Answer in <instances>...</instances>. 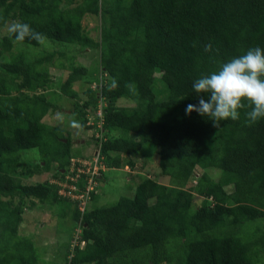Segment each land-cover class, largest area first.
<instances>
[{
    "label": "trees",
    "instance_id": "obj_1",
    "mask_svg": "<svg viewBox=\"0 0 264 264\" xmlns=\"http://www.w3.org/2000/svg\"><path fill=\"white\" fill-rule=\"evenodd\" d=\"M88 16L98 20L97 39L83 25ZM14 20L51 42L98 50L100 63L97 79L86 81L89 71L75 56L46 50L34 57L27 48L43 44L0 37V264L40 263L32 237L20 234L25 218L17 199L72 206L65 214L81 223L82 234L71 257L67 244L65 264H264V118L249 122L246 101L240 118L220 128L185 112L199 103L196 79L264 48V0H0V27ZM18 43L27 48L16 50ZM52 68L68 72L60 93L76 100L83 128L94 130L88 111L107 105L104 139L92 135L100 165L136 169L141 160L144 168L157 154L158 175L170 184L140 176L133 198L84 213L79 201L59 194L58 183L25 184V151L38 149L42 158L23 174L54 172L52 181L60 182L74 183L70 168L87 169L73 160L90 159L72 153L64 129L44 122L59 110L48 97ZM113 78L118 87L109 89ZM80 81L89 85L82 94L74 88ZM130 82L138 95L125 88ZM122 99L132 105L119 106ZM91 177L81 174L80 192ZM256 222L258 238L243 235L241 227Z\"/></svg>",
    "mask_w": 264,
    "mask_h": 264
},
{
    "label": "rangeland",
    "instance_id": "obj_2",
    "mask_svg": "<svg viewBox=\"0 0 264 264\" xmlns=\"http://www.w3.org/2000/svg\"><path fill=\"white\" fill-rule=\"evenodd\" d=\"M83 25L93 38L97 39L99 37V31L97 30L98 20L96 18L89 16L86 17L83 21ZM6 35H8V33L4 27H0V37ZM17 46L16 50H20L24 47L27 48L20 43H18ZM16 50L14 52H16ZM27 50L30 54H33L34 57L42 56L47 53L48 50L64 52L68 57L75 56L77 65H82L88 69L89 73L86 77V81H95L99 76L98 66L100 62H98V60L100 53L98 50L83 49L69 44L62 45L49 40H45L41 47L35 48L31 46L28 47ZM61 60L67 62L66 59ZM51 72L53 75V82L48 97L54 104L59 106V110L54 115L49 114L44 119V122L52 127L64 129L67 134H69L72 139L73 154L90 157L89 160L79 159L75 161L80 162V164H95L96 161L94 160H96V158L93 156H96L97 150L91 132L96 134V130L88 131L82 127L81 118L73 112L76 100H71L60 93L62 84L68 76V72L63 69L54 68L51 69ZM160 74L161 73L157 72V76H160ZM93 87L95 88V85ZM74 88L82 94L87 88H89V85L80 81L75 84ZM81 103L83 104V101H81ZM101 105H103V107L107 106L106 104ZM118 105L131 106L132 104L122 99ZM103 107H99L98 109L102 111ZM88 112L91 121H94L98 117V114H96L93 109H90ZM73 120L81 125L79 129L71 126ZM112 136L117 135L112 134ZM21 158L22 169L19 172L25 184L41 183L46 180H50L53 184L60 182L57 180L52 181L54 180L52 179L54 172H42V174L33 177H28L23 174L27 169L33 168L34 164L41 161L42 157L38 149H31L23 152ZM127 159L128 156H124V160L127 161ZM158 160L159 157H157L156 154L154 155L153 160L145 165L144 168H142L143 163L139 160L136 169H131L129 167H125L124 169H107L106 173L103 176L101 175L103 179L96 183V200L89 199L88 201H84L85 212L90 211L93 208L111 206L116 204L123 197L133 198L136 193L137 184L141 181V179H139L140 176H157L159 182L170 184L169 177L165 178L158 175L160 173ZM97 168L99 170L98 166ZM98 170L96 177L100 179V171L98 172ZM213 171H215L217 175L221 173V171L216 169ZM70 172L71 168L68 173L69 176L71 174ZM201 172L202 170L198 169L197 173L201 174ZM195 182H197V180H195ZM228 190L232 191V188H229ZM16 203L18 206H21L25 218L20 228V234L32 237L40 256L39 264H65L67 244L70 245L71 241L73 243L76 231L80 228L79 224L72 220L71 216L65 214L66 211L72 210V206L70 204L61 203H58L55 206H50L36 201V206L31 207L30 200L21 202L19 199L16 200ZM201 203V199L195 197V204L199 205ZM258 224L259 222L243 225L241 227L243 235L257 239L259 234L264 232L262 229H260L259 232L257 231ZM257 232L259 233L258 236ZM70 250L71 257L73 256L72 246Z\"/></svg>",
    "mask_w": 264,
    "mask_h": 264
},
{
    "label": "clouds",
    "instance_id": "obj_3",
    "mask_svg": "<svg viewBox=\"0 0 264 264\" xmlns=\"http://www.w3.org/2000/svg\"><path fill=\"white\" fill-rule=\"evenodd\" d=\"M4 29L15 37L14 42L30 38L43 44L47 38L33 30L30 24L17 20L5 23ZM108 87H118L117 80L113 78ZM125 88L133 96L139 94L134 82L126 83ZM193 88L199 94V103L188 104L186 114L197 112L202 117L209 118L216 128H220L221 121L238 120L239 109L245 106V101L251 106V110L246 113L249 122L254 123L264 118V48H250L245 54L223 63L217 71L196 79ZM202 94H207V99ZM71 126L76 129L81 127L75 120L71 122Z\"/></svg>",
    "mask_w": 264,
    "mask_h": 264
},
{
    "label": "built area",
    "instance_id": "obj_4",
    "mask_svg": "<svg viewBox=\"0 0 264 264\" xmlns=\"http://www.w3.org/2000/svg\"><path fill=\"white\" fill-rule=\"evenodd\" d=\"M100 107H103V105H101ZM96 114H98V117L94 121H91V117H90L88 124L90 126L95 127L96 136L98 138L104 139V129L102 127H103V121H104L103 119H104L105 113L98 109ZM98 118H99V120H98ZM94 158H96V160H94V161H96L95 164L90 163L89 164L90 166L87 164H82V165L87 167L86 170L83 169V166L82 167H76L77 169L71 168V172H70L71 174H70V176L68 175L67 179L71 180L74 183H69L67 181L58 182V185L60 186L59 194L62 196L71 198L73 200L79 201V203H80L79 208H80L81 212H83V213L85 212L84 201H88L89 199H91V193L93 191H95V189H96V182L94 180V177H96V175H97V170H98L97 166L99 167L98 172L100 171V169L105 170V168H106V167L99 164V152L96 153V157H94ZM75 162H77V161L73 160V163H75ZM78 163H80V162H78ZM74 169L76 171L75 173H74ZM82 173H89L92 176L90 178V180H88V186L84 192H80L78 185H77L78 179L81 177ZM79 226L81 228L80 222H79ZM80 228L76 231V234L74 236L73 243H72L73 245H71L73 251H74V248L76 247V245H78L79 237L82 234V229H80Z\"/></svg>",
    "mask_w": 264,
    "mask_h": 264
},
{
    "label": "water",
    "instance_id": "obj_5",
    "mask_svg": "<svg viewBox=\"0 0 264 264\" xmlns=\"http://www.w3.org/2000/svg\"><path fill=\"white\" fill-rule=\"evenodd\" d=\"M92 135V134H91Z\"/></svg>",
    "mask_w": 264,
    "mask_h": 264
}]
</instances>
